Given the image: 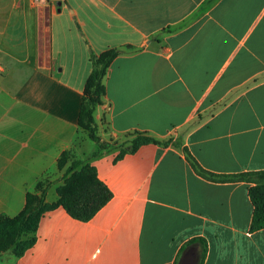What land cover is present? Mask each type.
Masks as SVG:
<instances>
[{"label":"crops","instance_id":"1","mask_svg":"<svg viewBox=\"0 0 264 264\" xmlns=\"http://www.w3.org/2000/svg\"><path fill=\"white\" fill-rule=\"evenodd\" d=\"M209 1L0 0V216L19 215L40 183L58 201L62 154L90 140L79 117L93 58L109 49L121 53L95 112L103 141L181 138L210 172L264 170V0ZM121 149L89 161L112 193L91 220L58 206L34 246L0 264H183L195 237L204 264H264L249 184L202 178L174 146L117 160Z\"/></svg>","mask_w":264,"mask_h":264},{"label":"trees","instance_id":"2","mask_svg":"<svg viewBox=\"0 0 264 264\" xmlns=\"http://www.w3.org/2000/svg\"><path fill=\"white\" fill-rule=\"evenodd\" d=\"M120 53L119 49H109L94 57L93 70L86 82L80 109L79 126L99 147V150L92 154L91 159L108 149V146L101 141L97 134L95 112L97 107L104 103L106 97L105 80L113 62ZM148 144L163 147L174 146L181 149L196 174L208 181L217 183L245 182L249 184V195L254 206L250 231L254 233L264 229V170L239 174L210 172L198 163L187 147L183 146L181 138L170 137L162 141L147 133L140 132L136 133V137L130 139V147L122 149L117 160ZM70 155L71 151L62 154L59 161L60 168H63L65 160ZM41 185L43 183L38 185L37 190L41 188ZM57 193L58 201L52 204L45 203L44 198L39 197L37 193H28L26 206L19 215L13 218L0 216V255L12 253L17 258L23 256L36 242L35 233L42 217L54 208L62 206L71 217L86 222L91 220L112 198L110 189L99 179L96 168L89 161L74 162L67 169L64 182L57 189ZM192 249L195 250L196 264H204L208 252L207 240L202 237L189 240L181 249L182 261L185 254Z\"/></svg>","mask_w":264,"mask_h":264},{"label":"rangeland","instance_id":"3","mask_svg":"<svg viewBox=\"0 0 264 264\" xmlns=\"http://www.w3.org/2000/svg\"><path fill=\"white\" fill-rule=\"evenodd\" d=\"M217 0H210L209 1V4L207 5V7L213 5L214 3H216ZM96 129H98L99 125L96 123ZM85 133V132H84ZM138 133V132H137ZM129 136H132V137H129ZM136 137V133H132L130 135H127V137H120V138H117V139H114L113 141L109 142V141H103L101 138V141L104 142L108 148H113V147H119L121 146L122 149H128L130 147V139ZM168 138L170 137H164V138H161L160 140L162 141H165L167 140ZM85 139H90L89 135L87 133H85ZM80 144H82V142H80ZM79 145V143H78ZM95 145L97 147V149L95 148ZM99 150V147L97 146V144L92 141L91 139L87 141V144H86V147H85V150H71V155L65 160V164L63 166V168H69L74 162L76 161H91V156L93 154L92 151L94 150ZM121 149V150H122ZM92 152V153H91ZM67 169H66V172H67ZM46 184L43 183V185H41V188L38 189L37 191V195L39 197H43L44 198V201L45 203H48L47 200H48V197H47V189L45 188ZM50 204V203H48ZM6 254V253H4ZM9 254H12V253H9Z\"/></svg>","mask_w":264,"mask_h":264},{"label":"water","instance_id":"4","mask_svg":"<svg viewBox=\"0 0 264 264\" xmlns=\"http://www.w3.org/2000/svg\"><path fill=\"white\" fill-rule=\"evenodd\" d=\"M197 259L196 256L194 254V251L190 250L184 258V262L183 264H196Z\"/></svg>","mask_w":264,"mask_h":264},{"label":"built area","instance_id":"5","mask_svg":"<svg viewBox=\"0 0 264 264\" xmlns=\"http://www.w3.org/2000/svg\"><path fill=\"white\" fill-rule=\"evenodd\" d=\"M48 0H32V2L37 5V6H41V5H44L46 4Z\"/></svg>","mask_w":264,"mask_h":264}]
</instances>
